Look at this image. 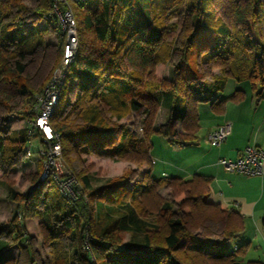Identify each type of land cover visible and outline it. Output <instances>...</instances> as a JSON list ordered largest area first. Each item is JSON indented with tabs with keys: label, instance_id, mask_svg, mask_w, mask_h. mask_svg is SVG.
<instances>
[{
	"label": "trees",
	"instance_id": "obj_1",
	"mask_svg": "<svg viewBox=\"0 0 264 264\" xmlns=\"http://www.w3.org/2000/svg\"><path fill=\"white\" fill-rule=\"evenodd\" d=\"M36 1L29 6L24 0H0V83L12 86L29 107L23 113L27 126L0 136L4 176L21 150L30 153L31 139L40 143L42 171L45 142L41 130H28L43 86L38 91L30 86L23 74L24 59L44 44L37 20L58 30L61 51L65 34L51 13V0ZM69 4L77 50L49 118L63 157L69 167L78 155L97 153L145 163L148 168L132 185H126L120 175L92 186L91 174L80 170L75 173L74 196L68 198L50 177L43 196L41 184L25 192L6 185L7 197L20 203L14 215L0 221V253L10 244L28 243L21 217L32 213L40 218L43 241L51 238V264H264L259 259L239 261L236 253L243 252L246 244H235L233 249L230 240L243 231V218L208 201V176L155 178L150 157L153 133L176 146L197 139L198 104L207 102L215 113H221L226 100L242 98L241 89L218 97L228 79L248 82L257 97H264V0ZM177 28L179 33L172 35ZM159 64H169L167 77L156 74ZM203 66L219 71L207 80ZM73 87L74 98L68 102L66 96ZM0 103L5 105L3 100ZM159 108L166 110L167 118L156 125ZM130 113L140 115L141 135L119 122ZM166 186L182 196L181 203L189 208L187 215L174 216L172 203L158 194ZM205 220L222 223L220 238L200 236L190 229L201 227ZM261 226L264 229V218ZM124 233L129 234L126 241ZM67 234L75 245L72 253L60 241ZM87 235L89 248L85 247ZM0 264H17V260L0 256Z\"/></svg>",
	"mask_w": 264,
	"mask_h": 264
},
{
	"label": "rangeland",
	"instance_id": "obj_2",
	"mask_svg": "<svg viewBox=\"0 0 264 264\" xmlns=\"http://www.w3.org/2000/svg\"><path fill=\"white\" fill-rule=\"evenodd\" d=\"M24 1L29 6H34L37 2L36 0ZM36 25L44 33V44L38 46L33 54L24 59L25 68L23 74L26 76L30 86L36 91L43 86L42 90L37 93V95H40L43 93L47 81H49L54 70L60 63L62 51L59 47L60 37L58 30L51 28L41 19L36 21ZM179 30L180 28H177L172 35L179 33ZM169 38H171V35ZM203 69L207 74L205 77L207 80H210L209 75L211 73L215 74L219 71L218 68L208 70L205 66H203ZM169 70V64H159L156 66V74L159 77H167ZM236 86L245 89L248 94L251 93L249 91L248 82L244 81L237 83L234 79H228L225 90L221 95L225 96L226 94L233 92ZM75 91L76 89L73 87V89L67 94L66 100L68 102L73 100ZM0 100H3L5 103V105L0 103V136L8 134L13 130L25 128L28 124V120L24 118L23 113L24 111H27L29 107L23 97L16 94V91L12 86L0 83ZM202 104L205 105L207 102H203ZM139 117L140 115L130 113L121 118L119 122L125 123L126 126L137 133V135H141L142 131ZM163 117L164 109L159 108L154 118V124H156V121H160ZM150 142V153L153 150V155L157 160H170L174 162L179 158L178 152H174L169 146H164L166 145L165 143H168L167 145H173L161 134L153 133L150 137ZM39 146L40 144L38 140L31 139V142L28 144L30 153L25 154V150L23 152L21 150L16 157L15 163L8 169L7 175H2L0 170V221L7 220L10 216L14 215L20 203V200H11L7 197L6 185L8 184L19 192L29 190L36 183H38V185L41 184L40 195L43 196V192L48 188V177H51L53 169V171L60 176L64 175L66 172H72L77 181V185L78 180L75 173L80 170H85L88 174H91L92 186H98L100 183L105 182L106 179L120 175H124V183L126 185H132L140 180L143 172V165L148 168L145 163L110 158L97 153H82L78 155V159L72 161L73 167H69L60 150V155L53 161L54 164L50 166L46 164V175L41 177L44 167L42 165L41 171L37 152ZM157 153L159 154L158 156L156 155ZM152 160H154L153 157ZM165 171L167 174H170L168 175L169 177L175 174L173 173L174 171L172 170V167L166 166L163 162L159 161L152 164L151 174L155 178L165 176ZM34 179L37 180L33 183ZM158 194L164 200L172 203L174 216H184L188 214L189 208L183 205L180 201L182 196H176L173 194L170 187L166 186L159 188ZM87 201L89 206H91V201ZM21 220L23 221L27 236H29L28 243L32 250L34 260L36 261L35 263L39 264L48 261V264H51L52 257L48 255V253H51V250L49 249L51 238L48 237V240H45V242L43 241V235L40 229L42 226L39 225L40 218L32 213H28L21 217ZM190 229L200 236L209 235L213 238H220L222 223L205 220L201 227L197 229L190 227ZM128 236V233H124L123 240L126 241ZM46 237L47 236H45L44 239ZM245 237H247V239ZM63 238L64 239H60V241H70L68 234L64 235ZM230 243L232 245L236 244L237 246L246 244L243 252L236 253L240 262L245 263L248 260L255 259L264 261V229H255L253 226H246V229H243L240 234L230 240Z\"/></svg>",
	"mask_w": 264,
	"mask_h": 264
},
{
	"label": "crops",
	"instance_id": "obj_3",
	"mask_svg": "<svg viewBox=\"0 0 264 264\" xmlns=\"http://www.w3.org/2000/svg\"><path fill=\"white\" fill-rule=\"evenodd\" d=\"M248 87L250 94L245 89L236 86L235 89L244 91L243 97L239 100H226L221 113H215L209 103L198 104L199 129L197 139L182 146L174 144L171 146L167 145L168 143L164 145L169 146L174 152H178L179 158L176 161L157 160L153 155V150L150 157L151 160L152 157L154 159L152 164L160 161L166 166L172 167L175 174L171 176L181 178H190L193 174L208 176L210 178L208 201L217 203L224 209L238 212L243 218L244 229L246 226L262 229L264 172L259 175L229 172L218 162L221 157L236 158L247 144L254 143L264 148V97H257L255 92L250 89L249 84ZM223 91L218 93V97H228L233 93L222 96ZM166 114L167 112L164 110V117L160 121H156V125L162 124L166 120ZM224 121L230 123V133L220 145H210L206 140L207 133L211 128ZM176 129L178 132L181 131L179 124L176 125ZM146 169L143 165V172ZM164 175L170 174L165 171ZM245 238L247 239V237ZM62 242L64 247L72 253L75 245L70 241L63 240ZM49 249L51 250V247ZM48 255L51 257L52 251ZM0 256L2 259L14 257L17 264H26L29 261L36 264L29 243L10 244L0 253Z\"/></svg>",
	"mask_w": 264,
	"mask_h": 264
},
{
	"label": "built area",
	"instance_id": "obj_4",
	"mask_svg": "<svg viewBox=\"0 0 264 264\" xmlns=\"http://www.w3.org/2000/svg\"><path fill=\"white\" fill-rule=\"evenodd\" d=\"M84 1L86 0H51V13L57 17L62 32L65 34V40L58 67L54 70L49 81H47L43 93L37 95L36 116L30 122L31 127L28 130V132L41 130L42 139L45 142V147L42 150V154L44 155L42 162L44 169L41 177L46 175V164L49 166L53 165V161L60 155L59 137L52 129L49 118L56 105L66 70L74 60L77 50L75 20L69 3ZM230 128L228 121L214 126L206 135L207 142L212 146L220 145L230 133ZM25 151L26 154L29 153L28 149ZM218 162L229 172L259 175L264 172V148L254 143L247 144L236 158L221 157L218 159ZM53 170L51 177H49L57 183L61 194L66 198L74 196V187L77 185V181L72 172H66L60 176ZM89 239L90 236L87 235L85 240L86 248H89ZM235 248L236 245L233 246V249Z\"/></svg>",
	"mask_w": 264,
	"mask_h": 264
},
{
	"label": "water",
	"instance_id": "obj_5",
	"mask_svg": "<svg viewBox=\"0 0 264 264\" xmlns=\"http://www.w3.org/2000/svg\"><path fill=\"white\" fill-rule=\"evenodd\" d=\"M37 185H38V183H36V184L33 186V188H35ZM29 191H30V190H29ZM29 191H28V192H29Z\"/></svg>",
	"mask_w": 264,
	"mask_h": 264
}]
</instances>
